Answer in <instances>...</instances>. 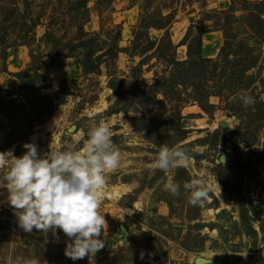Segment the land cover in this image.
<instances>
[{
	"label": "rangeland",
	"instance_id": "1",
	"mask_svg": "<svg viewBox=\"0 0 264 264\" xmlns=\"http://www.w3.org/2000/svg\"><path fill=\"white\" fill-rule=\"evenodd\" d=\"M75 2L0 0V152L20 157L27 142L42 155L82 150L90 127L106 123L121 160L104 173L105 247L73 262L62 231L25 233L0 169V264H264V41L249 29L254 11L241 0H88L76 16ZM199 40L189 87L151 90L161 103L148 104L172 76L170 60H189ZM228 41L226 69L203 61ZM177 145L189 165L155 168L161 148ZM197 177L212 190L203 208L183 188ZM169 178L178 196L165 190Z\"/></svg>",
	"mask_w": 264,
	"mask_h": 264
},
{
	"label": "clouds",
	"instance_id": "2",
	"mask_svg": "<svg viewBox=\"0 0 264 264\" xmlns=\"http://www.w3.org/2000/svg\"><path fill=\"white\" fill-rule=\"evenodd\" d=\"M240 99L244 105L254 103L251 95H241ZM87 136L82 150L70 143L64 150L42 155L37 144L27 142L20 157L12 150L0 152V169H6L3 187L18 227L25 233L51 231L57 239L62 231L68 238L64 255L73 262L94 256L105 247L102 232L106 220L100 212L101 198L107 191L104 173L116 169L121 160L106 123L91 126ZM190 160L182 146H164L154 167L170 173L187 167ZM164 187L172 196L180 194V184L171 178ZM183 188L190 193L189 203L201 208L212 192L200 177L184 183Z\"/></svg>",
	"mask_w": 264,
	"mask_h": 264
},
{
	"label": "trees",
	"instance_id": "3",
	"mask_svg": "<svg viewBox=\"0 0 264 264\" xmlns=\"http://www.w3.org/2000/svg\"><path fill=\"white\" fill-rule=\"evenodd\" d=\"M87 3H88V0H76V2L74 4V12L76 13V16L82 15L81 13H83V11L86 12ZM241 3H242V6L245 9H247L248 11H252V10L254 11L253 13H251L249 15L250 17L253 18V19H251V20H253V22H250V24H249V29L255 34V37H256V39L258 41H262V40L264 41V35L261 36V29L264 26V20L261 18V16L264 15V12H262L261 10L264 8V2H262V3H251V2H248L246 0H241ZM162 19L165 20V18H162ZM83 36H87V35L83 34ZM135 37L137 38V36H135ZM117 38L120 39V34L117 35ZM91 42H95V41L92 40ZM86 44H88V43L80 42L77 46H74V47L75 48H78L79 46L83 47ZM171 47H174V46H172V44H171ZM197 47H198L197 53L194 54L192 48L188 45V55H189L190 59L187 60L186 62H181L180 63V62H177L175 59H171L170 60L169 63L173 67L172 76L170 78H162V79L158 80V82H156L154 87L152 89H150V91H149V93L154 92V94H153L154 95L153 96L154 101L150 100V102L148 104H154V103L160 104L161 103V101L158 98L159 92L151 91V90H154L156 88H157V90H160V89H163V88H169V87L174 88L175 86H176V88L177 87H181V86L189 87V84H188L189 80L188 79H190V77H192V74L194 73V69L192 67H194L196 64H198L199 63L198 61H200V59H202V58H200L201 50H202V43H201L200 40H199V44H198ZM230 47H231V43L228 41L226 43V46L222 49V51L220 53V56H219V59L217 61H215V60L214 61L203 60V61L205 63H208V64L209 63L216 64V67H215L216 70L219 69V67L221 68V66H220L221 62H223L222 64H224V65H223L222 68L226 69V65L225 64H230L231 63V62H229V55H230L229 49H230ZM116 50H117V53L115 54V60L118 58V54L121 51H123V50H121L118 47V45H117ZM197 56H199V57L195 58ZM66 58H68L67 55L64 56V59H66ZM33 59H34V57H33ZM200 63H202V60H201ZM236 63H237V61H236ZM201 66L202 65L200 64V66H198V67H201ZM196 72H197V70H196ZM20 76L22 77L23 75L20 74ZM193 77H196V74H194ZM176 78H182L184 80L187 79V82H182L183 84L175 82ZM201 85L200 84H199V86L198 85H193L194 89H195V93H193V94L195 95L194 97H195L196 101L199 99L198 97H200V96L203 97V94L199 93V89H200ZM193 86H192V91L194 90ZM2 91L3 90L0 89V99H1V96H2L1 95ZM177 92H178V90H177ZM3 93H6V92H3ZM58 95H59V93H58ZM49 101L51 102V100H49ZM61 103H62V100H58L57 104H61ZM53 104H55V103H53ZM181 127L182 126H180V128ZM189 180H192V179L190 178ZM4 229L5 228L0 225V232L2 230H4Z\"/></svg>",
	"mask_w": 264,
	"mask_h": 264
},
{
	"label": "bare ground",
	"instance_id": "4",
	"mask_svg": "<svg viewBox=\"0 0 264 264\" xmlns=\"http://www.w3.org/2000/svg\"><path fill=\"white\" fill-rule=\"evenodd\" d=\"M107 191H108V190H107ZM109 194H110V195H114L115 193H109ZM109 194H108V195H109Z\"/></svg>",
	"mask_w": 264,
	"mask_h": 264
}]
</instances>
